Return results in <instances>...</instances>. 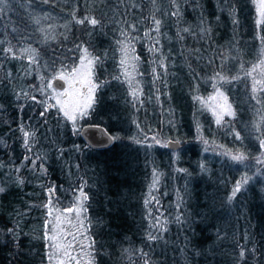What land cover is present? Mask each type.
Wrapping results in <instances>:
<instances>
[{"label": "trees", "instance_id": "1", "mask_svg": "<svg viewBox=\"0 0 264 264\" xmlns=\"http://www.w3.org/2000/svg\"><path fill=\"white\" fill-rule=\"evenodd\" d=\"M262 51L252 0H0V264H49L50 221L74 206L83 228L62 238L80 264H264V177L222 163L214 181L198 144L254 160L264 86L253 99L243 74ZM84 52L82 125L105 130L106 150L50 103ZM213 76L234 110L223 130L198 106ZM33 153L42 173L22 164Z\"/></svg>", "mask_w": 264, "mask_h": 264}, {"label": "rangeland", "instance_id": "2", "mask_svg": "<svg viewBox=\"0 0 264 264\" xmlns=\"http://www.w3.org/2000/svg\"><path fill=\"white\" fill-rule=\"evenodd\" d=\"M252 2L256 14V21L260 23L264 19V0H252ZM130 55H132V50L130 52L125 48L123 51V61L121 63L126 64ZM93 67V60L85 52L81 53L73 70H71V72L64 77H57L65 84L62 91H56L51 87V81L54 79L50 80L48 83V88L51 90V105H54L59 115L71 123L73 128L76 127L78 132L82 127H84L82 125V118L85 116L94 99L95 89L92 85ZM245 73L246 75L243 74V78L248 85L249 93L254 99L264 86V51L260 53L258 62L248 66ZM212 80L213 82L210 91L205 97L199 99L198 106H200L201 110L207 115L212 126L223 130L226 122L229 121L232 123L234 110L226 95L218 89L219 83H222L221 78L219 77L217 79L213 76ZM66 112L68 115H65ZM72 117H75V119H72ZM253 132L258 135V137L255 138L257 155L254 160H250L249 162H246L243 157L237 153L226 152L222 145L213 147L214 140L210 141L203 135H198V144L203 145L202 153L204 158L207 160L201 161L204 166L201 167L200 172L203 174L205 166L208 165L209 160L212 170V174L210 176H212L211 179L214 181L220 178L222 163L246 166L252 170V177L263 178L264 141L260 139L259 125L256 119L253 123ZM167 142L168 141L164 143L165 149ZM236 157H240V159H236ZM38 161L39 160L36 155L33 153L27 159H24L22 164L26 163L29 169L37 170L42 173V169ZM250 180L243 178L238 181L232 187L227 199L229 200L233 198L232 192L238 184L241 189V187ZM78 212L79 207L74 206L73 208L67 210L63 215L56 214L50 221L51 224L49 228L51 229V234L48 236L50 242H48L47 245V261L49 264H80V262H82L79 261L78 256L79 254H83V250L75 253L73 251V242H69L67 239L62 238V235L66 238L69 226H78L83 228L81 226L82 217L78 215Z\"/></svg>", "mask_w": 264, "mask_h": 264}, {"label": "water", "instance_id": "3", "mask_svg": "<svg viewBox=\"0 0 264 264\" xmlns=\"http://www.w3.org/2000/svg\"><path fill=\"white\" fill-rule=\"evenodd\" d=\"M51 87L56 91H62L65 87L64 82L56 78L51 81ZM79 138L91 150H106L112 143V138L100 127L97 126H84L79 130ZM180 148L178 142L168 141L166 149L170 152H176Z\"/></svg>", "mask_w": 264, "mask_h": 264}, {"label": "snow or ice", "instance_id": "4", "mask_svg": "<svg viewBox=\"0 0 264 264\" xmlns=\"http://www.w3.org/2000/svg\"><path fill=\"white\" fill-rule=\"evenodd\" d=\"M92 24H96V20H91ZM65 115H68V113L66 112ZM72 119H75V117H72ZM27 133H25V137L27 138ZM25 143H27V139L25 140ZM236 159H240V157H236ZM0 191H3V189H0ZM240 191V185L238 184L236 186V188L233 190L232 192V196L235 197L236 193ZM241 256H243V252H241Z\"/></svg>", "mask_w": 264, "mask_h": 264}]
</instances>
